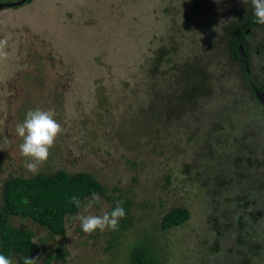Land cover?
Returning <instances> with one entry per match:
<instances>
[{
    "label": "rangeland",
    "instance_id": "obj_1",
    "mask_svg": "<svg viewBox=\"0 0 264 264\" xmlns=\"http://www.w3.org/2000/svg\"><path fill=\"white\" fill-rule=\"evenodd\" d=\"M252 9L251 0H33L0 8V38H9V57L0 61V205L8 178L64 169L90 172L107 187L94 214L110 211L117 201L126 211L118 230L92 234L69 215L63 237L33 219L12 218L34 231L41 247L38 264H49L58 246L65 259L50 264H129L136 247L147 248L163 264H226L217 251L229 252L230 240L217 239L209 223L220 198L215 196L224 195L213 189L226 186L210 177L216 167H226L227 150L236 141L251 140L245 134L240 140L234 129L230 133L227 119L248 127L250 136L256 135L255 124L264 122L247 115L249 90L230 92L241 75L227 58V35ZM254 32L264 41V25ZM218 60L224 73L215 66ZM208 69V80L214 75L209 88L203 86ZM190 95L204 101L187 102ZM37 107L54 110L63 132L32 174L15 128ZM217 109L228 117L202 119L203 111ZM154 115L170 120L152 126ZM262 130L253 150L262 160L256 175L264 180ZM210 139L226 147L221 157L205 147L213 144ZM250 173L246 167L244 176ZM179 207L190 210V219L165 230L164 216ZM12 259L20 264L16 255Z\"/></svg>",
    "mask_w": 264,
    "mask_h": 264
},
{
    "label": "trees",
    "instance_id": "obj_2",
    "mask_svg": "<svg viewBox=\"0 0 264 264\" xmlns=\"http://www.w3.org/2000/svg\"><path fill=\"white\" fill-rule=\"evenodd\" d=\"M32 1L28 0L27 2ZM9 2H14V0H2L0 3ZM246 12L247 15L243 24L232 26L227 35L229 39V54L226 53L228 55L227 58L230 57L233 65L240 68L237 67L241 75V85L239 82L232 88L230 87V92L234 90V87L239 88V90H249V97L251 99L246 101L248 103L245 106L246 108L247 106L249 107L247 115L264 118V49H260L264 48V45H262L264 41H260L255 37V28H259L261 25L256 23L253 9ZM256 40L261 43L260 46ZM242 51L246 54V60L241 57ZM219 61L214 62L215 66L224 73L225 70L221 65L222 62L220 61V63ZM210 74L208 69V75L203 76V86L205 87H208V84L214 79V75L212 74L210 80H208ZM238 85L239 87H237ZM223 87L224 85L220 83L218 89L222 94L227 92ZM227 98L232 99L228 95ZM203 101H200L199 95L198 97L190 95V99L187 102L200 104ZM184 106L186 107L187 105L184 104ZM219 111L217 109L212 114H207L205 110L203 111L202 119L209 122H219L220 118L223 120L225 119L224 117H228L217 115L216 113ZM157 115H154L157 120L152 121V126L157 124L156 121L164 124L170 120H166L164 116L160 118ZM232 121L233 117H230L229 120L227 119V124L230 123V130L234 129L233 132L238 135L240 140L243 138V134L246 135L244 139L250 137L251 140L246 141L242 145L236 141L233 148H230V151L221 143L214 142V139H210L213 144L205 145L208 150L218 154H216L217 158L221 157L220 152L222 149L227 150L231 154V157L229 156L228 158L223 156L227 158L225 159L227 160L226 167L224 169H220L219 166L216 167L212 171L213 175L210 177L212 183L224 181L226 187L224 190L217 189V187L213 189L215 192H222L224 195L215 196L216 198H220L214 202L217 211L214 212L216 213V215L213 214L214 217H210L209 223L213 227L217 239L221 241L222 239L229 238L230 240L229 252L223 250L217 251L219 254H222L221 258L226 264H264V185L259 183L264 180L262 177L259 178L256 175V171L259 170L262 160H260L259 156L255 155V151L253 150L261 144L259 139L262 138L261 133L262 129H264V122L261 127L259 124H255L254 128L256 131L254 133L256 135L250 136L251 130L248 127L244 129L243 124H240L238 127L234 123H231ZM192 124L194 127L197 125L195 121H192ZM230 133H232V130ZM238 156L244 157L242 159L243 163H234V160ZM256 156L257 159H255ZM246 167H250L251 173L244 176V169ZM107 192V187L90 172L70 173L64 169H60L54 173L40 172L34 177L13 176L8 178L2 186L1 193L0 254H4L11 259L16 255L19 263L23 264L25 257L34 258L41 250V247L35 241L34 231L16 226L13 224L12 218L23 217L26 219L30 218L29 220L33 219L37 224L47 228L53 235L63 237L67 233L66 218L69 215H76L81 210L70 203V198L75 195L83 202L86 198H90L93 193L106 195ZM251 198L254 199V202L256 201L257 208L252 206L253 203L250 202ZM190 217L191 212L188 208L179 207L172 209L164 216L162 227L166 230L183 225ZM224 224L225 228L223 227ZM220 229L222 230L220 231ZM65 256V251L61 246H58L56 253L49 255L47 262L50 264L55 258L65 259ZM129 264H163V261L161 262L159 258H155L147 248L136 247Z\"/></svg>",
    "mask_w": 264,
    "mask_h": 264
},
{
    "label": "clouds",
    "instance_id": "obj_3",
    "mask_svg": "<svg viewBox=\"0 0 264 264\" xmlns=\"http://www.w3.org/2000/svg\"><path fill=\"white\" fill-rule=\"evenodd\" d=\"M246 2V0H245ZM253 15L256 23L264 25V0H251ZM9 38H0V61L9 57ZM15 131L21 138L19 145L20 154L27 158L25 168L32 174H37L39 166L45 163L50 156L58 136L63 132V127L55 118L54 110H44L39 107L29 109L21 123L16 125ZM101 202V197L93 193L85 201L75 195L70 198V203L82 209L72 219L79 221L80 228L85 234H92L97 230L103 232L106 229L118 230V225L126 216V211L121 201H117L114 208L97 215L92 209ZM87 214H84V213ZM40 257H25L23 264H38ZM0 264H14V260L4 254H0Z\"/></svg>",
    "mask_w": 264,
    "mask_h": 264
},
{
    "label": "water",
    "instance_id": "obj_4",
    "mask_svg": "<svg viewBox=\"0 0 264 264\" xmlns=\"http://www.w3.org/2000/svg\"><path fill=\"white\" fill-rule=\"evenodd\" d=\"M28 0H17L14 2H9V3H0V8H4V7H14V6H18V5H22L24 3H26ZM264 100V98H263Z\"/></svg>",
    "mask_w": 264,
    "mask_h": 264
},
{
    "label": "flooded vegetation",
    "instance_id": "obj_5",
    "mask_svg": "<svg viewBox=\"0 0 264 264\" xmlns=\"http://www.w3.org/2000/svg\"><path fill=\"white\" fill-rule=\"evenodd\" d=\"M247 32H249V31H247ZM252 40V39H251ZM256 42H257V40H256ZM253 43V42H252ZM258 43V42H257ZM262 45H264V43H262ZM258 53V52H257ZM241 57L244 59V60H246V54H245V52L244 51H242V53H241Z\"/></svg>",
    "mask_w": 264,
    "mask_h": 264
}]
</instances>
